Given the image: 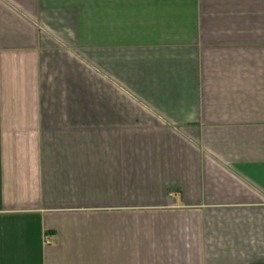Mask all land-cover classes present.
Listing matches in <instances>:
<instances>
[{
  "label": "crops",
  "instance_id": "obj_1",
  "mask_svg": "<svg viewBox=\"0 0 264 264\" xmlns=\"http://www.w3.org/2000/svg\"><path fill=\"white\" fill-rule=\"evenodd\" d=\"M0 264H264V0H0Z\"/></svg>",
  "mask_w": 264,
  "mask_h": 264
}]
</instances>
